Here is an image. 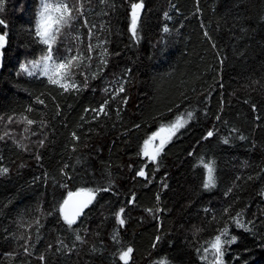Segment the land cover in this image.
<instances>
[{
	"label": "trees",
	"instance_id": "1",
	"mask_svg": "<svg viewBox=\"0 0 264 264\" xmlns=\"http://www.w3.org/2000/svg\"><path fill=\"white\" fill-rule=\"evenodd\" d=\"M65 2L53 49L77 57L69 91L21 71L47 51L40 0H0V264H124L128 248V264H215L202 251L225 227L223 264H264V0ZM80 190L92 201L69 227L60 205Z\"/></svg>",
	"mask_w": 264,
	"mask_h": 264
},
{
	"label": "snow or ice",
	"instance_id": "2",
	"mask_svg": "<svg viewBox=\"0 0 264 264\" xmlns=\"http://www.w3.org/2000/svg\"><path fill=\"white\" fill-rule=\"evenodd\" d=\"M143 8L142 3H131V24L129 27V31L132 33L133 38L137 37V24L140 16V10ZM78 11V9H77ZM73 8L69 7V5L65 2V0H40V9L38 11V19L36 22V36L39 38L40 43L47 46V53L42 55L39 60L30 62L32 64L33 69L39 68L40 75L47 78L48 82L53 85H57L62 88L64 91H69L70 89H77V85L75 82H70L68 77L71 74V69L78 66L74 65L73 61L77 60V57L73 56L67 60H59L54 57V49L53 45L57 41V36L61 32L62 28L67 26L70 21L75 19V16L72 15ZM0 23H3L0 20ZM164 31H168L167 28ZM4 41V37L0 35V44ZM21 71L26 72L29 76H33L36 73L33 70H30L25 65H21ZM123 91V88L120 89ZM107 103V102H105ZM100 111H103V106ZM188 119L192 118V113L189 112L187 114ZM28 124H32L33 121L28 120ZM187 123V120H184L182 116H178L176 120L168 125L167 127L162 126L156 132L152 133L149 139L144 141L145 150L143 154L148 156L150 159H155L156 156L159 155V152L162 150L164 144L171 139L172 136L179 131L180 128L184 127ZM167 133V135H161V133ZM209 137L213 135V132L209 131L207 134ZM157 138L160 139L159 146L153 148L152 152L148 151L149 145H151L153 140ZM243 138V137H242ZM43 142L41 141V144ZM227 143V140H225ZM200 163L206 170V178L204 182V188H210L215 186V177H214V162L208 161L205 163L203 159H201ZM8 171L7 168H0V174L6 173ZM138 175H144L143 170H141ZM106 190V189H105ZM81 192H85L86 190H80ZM79 194V193H78ZM73 193H68V198H66L63 203L60 205V213L63 217L65 223L71 227L76 223V218L82 213L83 209L87 207L89 203L92 201L93 194L88 192V198L78 202H72L71 198L73 197ZM71 202V210H69V205ZM123 209H120V212L116 214L117 221L121 225L124 224V220L121 218V213H123ZM227 212L228 210L225 209ZM239 217L240 214L237 213ZM236 223L237 227L244 228L246 231L248 230L243 219L232 218ZM228 228L225 227L221 230L219 235H216L213 241H209V248H205L204 251L206 253L211 251V254L214 257L215 264H223L222 257L224 256V252L222 250L223 244H230L236 241V237L232 236L230 240H222V237L228 236ZM80 239V237H77ZM132 252L131 248H128L126 251L120 253V260L124 262V264H128V260L130 258V254ZM204 260H207V256L201 257ZM160 264H164V262H160Z\"/></svg>",
	"mask_w": 264,
	"mask_h": 264
},
{
	"label": "rangeland",
	"instance_id": "3",
	"mask_svg": "<svg viewBox=\"0 0 264 264\" xmlns=\"http://www.w3.org/2000/svg\"><path fill=\"white\" fill-rule=\"evenodd\" d=\"M66 27V26H65ZM40 42V41H39ZM41 45H42V43H41ZM47 53V51L45 52V54ZM44 54V55H45ZM57 54V55H56ZM55 55H54V57L57 59V61L59 62V60H61V59H59L60 57V55H58L59 54V52H57ZM40 59V58H39ZM38 59V60H39ZM26 67H28L30 70H33L36 74L35 75H33V76H29L26 72H22L23 73V75L24 76H26V77H29V78H32V77H39V78H46V77H44V76H41L39 73H40V69L37 67V68H35V69H33V67H32V64H30V65H25ZM177 133V132H176ZM167 134V133H166ZM175 136V135H174ZM174 136H172L171 138H173ZM171 140V139H170ZM169 141V140H168ZM167 141V142H168ZM166 142V143H167ZM165 143V144H166ZM159 144H160V141H152V143H151V145H149V147H148V151L149 152H152L153 151V148L154 147H156V146H159ZM164 144V145H165ZM144 150H145V146H144V148H143V152H144ZM143 157L145 158V159H147L148 161H150L151 159L148 157V156H145L144 154H143ZM155 160V159H154ZM152 161H153V159H152ZM206 248H209V246L208 247H206ZM211 251L212 250H210V252H208V253H206L204 250L202 251V254L203 255H205V256H207V255H209V256H211V258H213L214 259V257H213V255L211 254ZM123 262V261H122Z\"/></svg>",
	"mask_w": 264,
	"mask_h": 264
},
{
	"label": "water",
	"instance_id": "4",
	"mask_svg": "<svg viewBox=\"0 0 264 264\" xmlns=\"http://www.w3.org/2000/svg\"><path fill=\"white\" fill-rule=\"evenodd\" d=\"M4 43H5V39H4V41L2 42V44H0V49H2V48L4 47ZM161 135H165V136H166L167 134H166V132H165V133H161ZM207 137H209V136L207 135ZM153 141H160V139L157 138L156 140H153ZM78 193H79V194H78ZM73 194H74V195H73V197L71 198V201H72V202H78V201H82V200H85V199L88 198L87 193H85V192H74ZM66 198H68V195L66 196ZM66 198H65V199H66ZM65 199H64V200H65ZM90 204H91V203H89V204L87 205V207L83 209L82 213L76 218V222H77L78 220H80L81 218H83V216L85 215V213H86L88 207L90 206ZM69 210H71V202H70V205H69ZM60 215H61V213H60ZM61 218H62V220L64 221V219H63L62 216H61ZM64 222H65V221H64Z\"/></svg>",
	"mask_w": 264,
	"mask_h": 264
},
{
	"label": "bare ground",
	"instance_id": "5",
	"mask_svg": "<svg viewBox=\"0 0 264 264\" xmlns=\"http://www.w3.org/2000/svg\"><path fill=\"white\" fill-rule=\"evenodd\" d=\"M198 150V149H197Z\"/></svg>",
	"mask_w": 264,
	"mask_h": 264
}]
</instances>
